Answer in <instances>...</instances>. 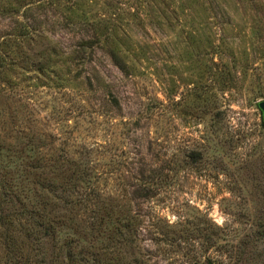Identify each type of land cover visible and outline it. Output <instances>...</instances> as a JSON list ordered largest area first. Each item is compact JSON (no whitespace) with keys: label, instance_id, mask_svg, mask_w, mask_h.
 Here are the masks:
<instances>
[{"label":"rangeland","instance_id":"374dc122","mask_svg":"<svg viewBox=\"0 0 264 264\" xmlns=\"http://www.w3.org/2000/svg\"><path fill=\"white\" fill-rule=\"evenodd\" d=\"M77 2L53 7L62 25L46 28L66 53L53 75L16 73L0 129L96 150L113 198L139 219L130 261L136 246L138 264H242L232 250L264 202V0ZM97 29L106 41L74 47Z\"/></svg>","mask_w":264,"mask_h":264},{"label":"trees","instance_id":"16d2710c","mask_svg":"<svg viewBox=\"0 0 264 264\" xmlns=\"http://www.w3.org/2000/svg\"><path fill=\"white\" fill-rule=\"evenodd\" d=\"M0 4V99H11L18 71L54 74V57L66 52L60 51L62 42L53 40L49 36L53 32L46 28L62 25L53 7L79 3L0 0ZM87 13L81 15L86 25L92 21ZM94 31L74 47L92 48L106 41L99 29ZM110 53L113 65L128 73L122 58ZM50 139L36 127L0 129V264H138L140 251L135 246L130 261L128 241L139 219L129 213L122 196L113 198L106 172L98 170L96 150L84 146L74 153L55 152ZM251 228L249 241L232 250L234 258L242 264H264V202Z\"/></svg>","mask_w":264,"mask_h":264},{"label":"water","instance_id":"95a60500","mask_svg":"<svg viewBox=\"0 0 264 264\" xmlns=\"http://www.w3.org/2000/svg\"><path fill=\"white\" fill-rule=\"evenodd\" d=\"M258 107H259V109H260L262 115L264 116V101L259 102V103H258Z\"/></svg>","mask_w":264,"mask_h":264}]
</instances>
